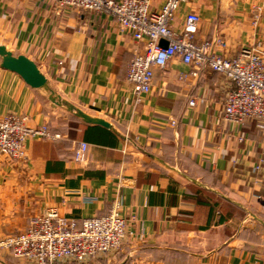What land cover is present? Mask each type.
I'll list each match as a JSON object with an SVG mask.
<instances>
[{
	"label": "crops",
	"instance_id": "1",
	"mask_svg": "<svg viewBox=\"0 0 264 264\" xmlns=\"http://www.w3.org/2000/svg\"><path fill=\"white\" fill-rule=\"evenodd\" d=\"M150 2L159 11L166 0ZM190 13L201 18L197 42L221 40L222 57L258 44L264 52V0H189L173 28ZM0 45L33 60L50 89L32 88L0 58V118L25 116L61 135L29 140L28 161L0 154V240L51 208L79 226L119 196L122 215L136 217L132 235L86 264H264V139L252 120H224L232 82L174 58L154 68L152 91L138 99L126 76L145 42L111 16L53 0H0ZM0 264L29 263L5 250Z\"/></svg>",
	"mask_w": 264,
	"mask_h": 264
},
{
	"label": "built area",
	"instance_id": "2",
	"mask_svg": "<svg viewBox=\"0 0 264 264\" xmlns=\"http://www.w3.org/2000/svg\"><path fill=\"white\" fill-rule=\"evenodd\" d=\"M53 1L61 10L111 16L136 41L145 42L144 52L134 56L126 76L138 99L152 91L154 68L165 67L172 59L179 58L186 65L198 70L208 68L232 82L234 89L225 98L224 120L235 126L252 120L264 139V52L260 44L257 48H244L234 58H224L217 53V48L224 45L221 40L197 42L201 18L196 13L188 14L181 31L175 30L172 22L176 13L181 4L189 0H166L159 11L151 9L150 0ZM259 20L258 13L253 25L257 26ZM195 104V101L190 102V106ZM28 122L27 117L16 114L0 118V154L28 161L29 140L61 139L48 125L36 128ZM243 140L240 138L241 142ZM88 148L89 145L82 142L78 153L84 154ZM262 163L260 159L254 172L260 170ZM121 211L122 201L116 196L106 215L86 218L78 226L75 221L61 216L57 209H48L32 217L25 232L0 240V254L9 251L29 264H86L94 258L110 256L132 235L129 227L136 220L135 216H123Z\"/></svg>",
	"mask_w": 264,
	"mask_h": 264
},
{
	"label": "water",
	"instance_id": "3",
	"mask_svg": "<svg viewBox=\"0 0 264 264\" xmlns=\"http://www.w3.org/2000/svg\"><path fill=\"white\" fill-rule=\"evenodd\" d=\"M0 58L2 60L1 67L3 69L18 74L32 88L50 90L46 76L40 71L37 64L27 56H15L5 46L0 45ZM50 100L60 105L54 97H50ZM77 115L88 123L112 129V125L103 119L91 118L81 111H79Z\"/></svg>",
	"mask_w": 264,
	"mask_h": 264
},
{
	"label": "trees",
	"instance_id": "4",
	"mask_svg": "<svg viewBox=\"0 0 264 264\" xmlns=\"http://www.w3.org/2000/svg\"><path fill=\"white\" fill-rule=\"evenodd\" d=\"M99 130H100V132H108V131H106V130H103V129L101 130V128H99Z\"/></svg>",
	"mask_w": 264,
	"mask_h": 264
}]
</instances>
